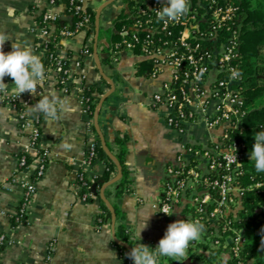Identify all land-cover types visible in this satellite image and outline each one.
<instances>
[{
  "label": "crops",
  "instance_id": "obj_1",
  "mask_svg": "<svg viewBox=\"0 0 264 264\" xmlns=\"http://www.w3.org/2000/svg\"><path fill=\"white\" fill-rule=\"evenodd\" d=\"M107 1L87 0V3L97 12ZM47 7L48 0H0V32L11 37L4 44L5 52L12 50L13 42L27 43L43 59L45 52L37 48L35 42L47 39L38 24ZM123 7V0H114L102 10L97 55L96 28L94 34L88 30L61 40L58 55L69 62L72 72V86L68 92L58 86L54 73H51L34 95L22 94L30 102L29 112L39 114L41 118L39 148L48 150L49 156L45 173L35 183L36 192L29 206L28 222L17 226L13 225L12 219L23 196L24 184L31 179L40 160L38 149H29L30 130L23 128L17 109L0 98V233L9 238V244L0 253V264H123L119 249L113 243L115 227L113 229L112 220L101 226L97 224L102 211L100 200H83L73 189L89 139L85 122L87 114L81 103L83 88L96 85L106 93L112 87L106 77L112 80L115 88L100 108L97 118L101 133L112 145L114 155L119 149L116 138H127L126 160L133 184L132 191L120 200L125 223L131 228L137 244L150 246L159 243L169 224L179 220L178 211L165 216L153 206L161 195L165 166L175 158L180 148L176 134L165 122L167 109L152 105L153 94L161 89L162 77H152L151 64L129 51L120 54L117 62L112 61V67L102 63L112 42L116 41L113 38L117 33L114 19ZM52 9L65 16L63 3ZM103 27L111 29V34L101 36ZM11 79L9 76L4 78L9 90L13 87ZM53 96L67 100L72 110L58 113L56 120H49L44 113L32 110L39 99ZM194 131L201 141L209 139L203 127ZM64 144L71 145V148L65 149ZM27 149L31 163L20 168L19 158ZM105 164L100 159L95 169L103 173ZM118 175L119 170L114 178ZM109 183L102 190L106 199L112 197L116 190V182ZM149 215L140 238L139 228ZM51 249L52 255L48 259ZM161 263L170 264L167 258Z\"/></svg>",
  "mask_w": 264,
  "mask_h": 264
},
{
  "label": "built area",
  "instance_id": "obj_2",
  "mask_svg": "<svg viewBox=\"0 0 264 264\" xmlns=\"http://www.w3.org/2000/svg\"><path fill=\"white\" fill-rule=\"evenodd\" d=\"M60 3L65 5V16L52 9ZM165 3L166 0H137V4L126 10L123 19L128 23L117 30L119 39L112 42L109 50L113 62L129 51L151 64L152 77H162L161 89L153 94L152 105L167 109L165 122L176 134L180 148L165 166L161 195L153 206L159 214L167 216L162 211H178L179 219L191 217L205 225L200 239L190 243L186 256L194 250L203 251V244L209 243L212 248L222 249L220 256L228 258L229 264H250L245 250L247 228L237 223L244 195L264 187V180L250 175V181L245 183L249 172L242 153L247 145L241 139L246 130L241 120L249 109L241 85L239 0H189L188 12L168 23L158 21L156 16ZM48 5L38 21L47 39L37 40L35 46L44 50L43 59H48L44 65L45 79L54 73L58 86L68 92L72 72L70 65L67 67L66 61L58 55L59 44L63 38L81 32L89 30L94 34L95 29L91 14L85 9L87 0H48ZM76 14L81 17L70 21ZM86 90L87 86L83 88L81 103L87 114L89 139L73 184L83 200L98 199L95 186L102 175L95 169L100 160V143L93 127L99 113L98 104L92 110L95 94L86 95ZM0 98L17 109L23 128L30 130L29 149H38L40 160L31 179L24 184L15 214L16 220L22 222L28 217L36 192L35 183L47 169L49 151L39 148L41 118L29 112V100L22 95L14 97L2 93ZM200 127L209 134L206 142L194 131ZM30 161L27 149L19 158L20 168L28 167ZM259 213V220H264V206ZM8 244L7 235L0 233V253ZM157 245L153 243L150 247ZM51 255L52 249L48 259ZM120 256L123 264H134L125 253Z\"/></svg>",
  "mask_w": 264,
  "mask_h": 264
},
{
  "label": "trees",
  "instance_id": "obj_3",
  "mask_svg": "<svg viewBox=\"0 0 264 264\" xmlns=\"http://www.w3.org/2000/svg\"><path fill=\"white\" fill-rule=\"evenodd\" d=\"M123 1L125 6L114 19V26L117 30L128 23L127 20L123 19L127 15L126 10L137 4V0ZM85 9L87 13L91 14L92 27L95 29L97 12L89 5H85ZM239 14L241 17L242 31L240 47L242 54L241 85L243 86V94L245 96L247 108L249 109L248 114L241 120L242 124L246 127L241 138L247 145L242 150L245 159V167L249 172L247 180L245 181L246 183L250 181L248 180L250 175H257L258 178L264 180V172L258 173L255 170V162L250 160L251 150L255 143L254 135L256 132L264 130V0H239ZM80 17L81 14H76L72 16L70 21L75 22ZM106 31L111 34V29ZM113 38L118 40L119 34H113ZM52 50H54V46L51 51ZM65 61L68 67L69 62L67 60ZM42 62L45 65L48 63V59L44 58ZM102 63L105 66H113L109 54L102 59ZM145 66L150 67L149 65ZM92 93L95 94V96H92V99L96 101L92 106V110H95L105 90L96 85L87 86L86 95ZM93 127L98 134L96 124ZM98 141L100 143L98 148L99 158L105 161L106 168L95 186L102 207V211L97 218V224L101 226L105 223H111L113 212L115 213L113 243L118 247L120 255L125 253L129 257L128 253L131 252L134 245H137V242L131 228L125 223V214L120 206L121 198L127 192L132 191L133 184L126 160L127 138H116V144L119 148L115 155L117 162L106 153L99 134ZM105 142L108 149L113 151L112 145H110L108 141ZM119 165L121 167V175L116 181L115 193L112 197H107V200H105L102 195V187L114 178L115 172L119 170ZM91 200H94V198H89V201ZM262 206H264V187L248 191L243 197V207L239 212L240 220L237 225L247 228L246 237L248 241L245 245V250L246 260L250 264H264V220H259L260 213L258 211ZM12 222L14 226H17L20 223L26 224L28 219L25 217L22 219V222H20L16 220V216H13ZM221 252V248H212L209 243H204L203 251L194 250L187 256L179 258L181 261L173 260L172 258L167 259L170 264H180L188 257L195 261L196 264H205L203 260L209 263L215 262V264H229L230 260L220 256ZM163 259L165 258H160V264H162L161 262Z\"/></svg>",
  "mask_w": 264,
  "mask_h": 264
},
{
  "label": "clouds",
  "instance_id": "obj_4",
  "mask_svg": "<svg viewBox=\"0 0 264 264\" xmlns=\"http://www.w3.org/2000/svg\"><path fill=\"white\" fill-rule=\"evenodd\" d=\"M189 10V0H166L165 5L156 12L157 20L164 23L179 20ZM11 37L6 32H0V93L20 97L23 93L35 94L38 86H42L45 80V66L39 55L35 54L31 45L12 43V50L4 51V44ZM5 76L13 79V87L9 90L8 84L4 82ZM33 111L44 113L49 120L59 118L58 113L71 111L67 100L53 96L42 97L32 106ZM255 143L251 150L250 160L254 161L255 170L264 172V130L256 132ZM65 149L71 145L64 144ZM165 214L172 215L167 211ZM151 214V213H150ZM139 228L138 235L147 227V221ZM205 230V225L199 219L187 217L169 224L165 235L160 239L158 245L152 248L140 243L134 245L129 257L134 264H160V258H172L180 260L185 257L191 242L200 239ZM181 261V260H180Z\"/></svg>",
  "mask_w": 264,
  "mask_h": 264
},
{
  "label": "water",
  "instance_id": "obj_5",
  "mask_svg": "<svg viewBox=\"0 0 264 264\" xmlns=\"http://www.w3.org/2000/svg\"><path fill=\"white\" fill-rule=\"evenodd\" d=\"M114 0H109L107 2H105L100 8L99 10L97 11V15H96V44H95V54L97 55V37H98V34H99V29H100V19H101V13H102V10L110 5ZM98 62V67L100 69V72L104 75V72H103V69L101 67V64L99 61ZM107 79H109V81H111V84H112V87L110 88V90L108 92H106L100 99L99 103H98V107L97 109L100 110V108L102 107V105L104 104L105 100L113 93L114 91V84L112 82V80L109 78V77H106ZM96 126L99 130V134H100V139L102 141V145L106 151V153L108 154V156H110L111 158H113L116 162H117V158L116 156L108 149L107 145H106V142H105V139H104V136L103 134L101 133V130L99 128V122H98V118L96 117ZM121 175V167L119 165V175L116 176L113 180L110 181L109 184H112V183H115L119 177ZM105 200H107L105 197H103ZM115 213L113 212V216H112V227L114 229L115 227ZM180 264H196L195 261H193L190 257L186 258L183 262H181Z\"/></svg>",
  "mask_w": 264,
  "mask_h": 264
},
{
  "label": "rangeland",
  "instance_id": "obj_6",
  "mask_svg": "<svg viewBox=\"0 0 264 264\" xmlns=\"http://www.w3.org/2000/svg\"><path fill=\"white\" fill-rule=\"evenodd\" d=\"M104 33H105V34H106V33L109 34L108 32H106L105 27H103L102 30H101V36H103ZM258 211H259V210H258ZM203 262H204L205 264H215V262H214V263H209V262H207L206 260H203Z\"/></svg>",
  "mask_w": 264,
  "mask_h": 264
}]
</instances>
